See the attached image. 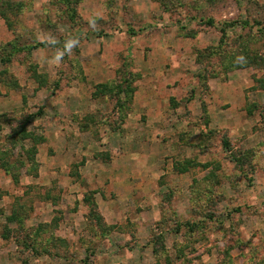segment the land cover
Segmentation results:
<instances>
[{"label":"rangeland","instance_id":"1","mask_svg":"<svg viewBox=\"0 0 264 264\" xmlns=\"http://www.w3.org/2000/svg\"><path fill=\"white\" fill-rule=\"evenodd\" d=\"M254 21L264 0H0V264H262ZM129 77V113L96 92Z\"/></svg>","mask_w":264,"mask_h":264},{"label":"trees","instance_id":"2","mask_svg":"<svg viewBox=\"0 0 264 264\" xmlns=\"http://www.w3.org/2000/svg\"><path fill=\"white\" fill-rule=\"evenodd\" d=\"M254 24H256L257 28H259L260 30H264V28L262 27V23L261 22L254 21ZM248 25H249V22H247V21H244L243 22V26L244 27H247ZM227 26H232V25L226 23L224 27L226 28ZM221 33H223L221 39H224L225 30H222ZM263 33H264V31H260L259 34H263ZM256 56H257V60L254 59V57H253L254 63H258L259 60H262V59L259 58L260 55H256ZM4 58H5V59H3L4 63H7V62H10L11 61L10 57H4ZM253 59H251L250 57H246V60L247 61H246L245 65H243V66L244 67L251 66V64L253 62ZM132 78H131V80H133ZM205 79H206V77H204V76L201 77V81H203L202 82V85L205 88V91H207L208 88L206 86V80ZM96 92H98V93L101 92L103 94H107L106 92L111 93L117 99L121 100V101H116V105L117 106L119 105L118 109L119 110L123 109L124 111H126V113H127V111H128V113L130 112V110H129V109H131L130 108V106H131L130 105L131 104L130 102H131L132 96H133V94L135 92V89L132 87V83H130V77L127 78V79L122 80L120 83L116 84L115 86H111L110 88H107L106 86L101 85V86L97 87ZM121 96H123L124 98L122 99ZM128 103H130V104L127 105ZM248 114H251V111L250 110L248 111ZM205 115H206V113L204 114L203 119H202L203 120V125L205 126L204 130H206V128L208 126V123H209V120H208V118ZM125 117H126V114L124 113L123 120H125ZM104 124H107V123L104 122V123L99 124V125L102 126ZM120 124H122V122ZM114 126L115 125L112 123L111 126H110V128L112 130H114V131H116V130L118 131L120 127L117 128V127H114ZM119 126H121V125H119ZM210 133L212 135V131H210ZM210 133L208 131H205L203 133L205 137L204 136L203 137L204 138H209L211 136ZM38 140L39 141H42V138L38 137ZM35 141H37V139ZM221 142H222V146L224 148V151L225 152H230L231 145H230V142L228 141V139L224 137V138H222V141ZM233 159H235L236 163H238L237 164V166H238L237 169H240L241 170L240 172H244V164L246 162H250V161L252 162L253 159H254V155H253V153L251 151H250V153H249V151L243 152V153L241 152V153H238L236 155H233ZM190 163H191V161H190ZM184 164L185 163H183L182 165H178V168H177V171L178 172L179 171L182 172V170L185 169ZM205 214H208V213L206 212ZM208 218H211V217L209 216ZM96 220H100V218L96 216ZM190 228H193V226H190ZM262 264H264V262Z\"/></svg>","mask_w":264,"mask_h":264},{"label":"crops","instance_id":"3","mask_svg":"<svg viewBox=\"0 0 264 264\" xmlns=\"http://www.w3.org/2000/svg\"><path fill=\"white\" fill-rule=\"evenodd\" d=\"M163 102V101H162ZM143 105H145L144 103H143ZM145 108H147V107H145ZM165 117V115L162 113V114H160V121H162V119ZM144 126V130L146 131V129H148V127H147V125H143ZM162 129L160 128V142L162 141ZM155 132H153L151 135H153ZM126 135V137L128 136V134H125ZM110 136H111V134H110ZM155 136H157V135H155ZM143 144V142H141V143H138V142H136V145H139V146H144V145H142ZM135 145V146H136ZM129 147H130V150H129V153H127V152H124V154L123 153H115V155H113L112 154V156H111V158L116 162L117 161V157L119 156L120 158L121 157H124L125 158V160L126 159H128L129 157H130V159H131V157L135 154V153H137V150L138 149H136V151H135V149H133V148H131V145H128ZM117 151V150H116ZM67 155V154H66ZM67 156H69V155H67ZM127 158H126V157ZM89 161H91L90 162V164L91 163H94L95 162V166L97 167V168H99L100 167V163H97V161L96 160H94L93 158L91 159V158H87L86 160H85V164L84 165H86V164H88L89 163ZM119 166V168H117V169H119L121 172L122 171H124L125 172V170H123V168H125V167H123V165H118ZM124 166H126V167H128V165L127 164H124ZM129 169H130V167H129ZM82 176H84V175H82ZM87 179V178H86Z\"/></svg>","mask_w":264,"mask_h":264},{"label":"clouds","instance_id":"4","mask_svg":"<svg viewBox=\"0 0 264 264\" xmlns=\"http://www.w3.org/2000/svg\"><path fill=\"white\" fill-rule=\"evenodd\" d=\"M50 40L54 43V38L50 37ZM77 45V41H75L74 39L69 38L68 40H66L65 45L63 50H58V54L55 56V62L59 63L60 61H62L63 56L65 54H70L72 52V50L76 47ZM238 59H243V57H238Z\"/></svg>","mask_w":264,"mask_h":264}]
</instances>
